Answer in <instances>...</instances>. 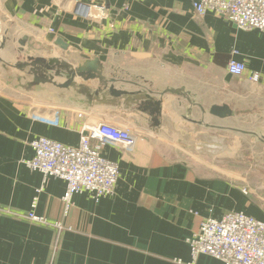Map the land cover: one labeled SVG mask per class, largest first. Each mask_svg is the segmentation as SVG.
I'll list each match as a JSON object with an SVG mask.
<instances>
[{
  "label": "crops",
  "instance_id": "obj_1",
  "mask_svg": "<svg viewBox=\"0 0 264 264\" xmlns=\"http://www.w3.org/2000/svg\"><path fill=\"white\" fill-rule=\"evenodd\" d=\"M80 1L104 6L107 17L76 16L69 0H0V34L12 37L10 49H0V264H177L191 260L187 239L206 217L239 211L264 221V182L244 193L246 180L185 156L190 134H199L190 130L204 129L196 122L232 125L233 117L211 115V106L264 110V33L214 12L197 16L195 0ZM15 50L74 65L98 60L114 80L107 86L161 100L158 121L127 96L89 99L74 88L34 84L1 63L15 62ZM230 58L245 64L243 75L228 74ZM252 72L257 83L248 80ZM74 82L88 92L98 87L97 80ZM100 123L129 130L136 142L131 150L104 143L103 156L119 167L115 193L98 201L77 193L65 212V181L52 176L43 184L22 160L33 156L34 138L76 146L84 125ZM34 196L36 215L60 222V230L24 218ZM197 264L224 263L200 255Z\"/></svg>",
  "mask_w": 264,
  "mask_h": 264
},
{
  "label": "built area",
  "instance_id": "obj_2",
  "mask_svg": "<svg viewBox=\"0 0 264 264\" xmlns=\"http://www.w3.org/2000/svg\"><path fill=\"white\" fill-rule=\"evenodd\" d=\"M73 3L76 16L99 21L107 17L104 6L69 0ZM194 12L203 16L214 12L226 17L243 30L259 29L264 33V0H195ZM94 11V12H93ZM226 70L228 74L241 76L245 64L230 58ZM248 80L257 83L259 73L252 72ZM136 136L127 129L108 123L97 126H83L78 145L71 146L39 136L30 141L33 156L22 160L31 170L42 174L43 184L49 177H58L65 181V191L61 197L65 212L77 193L86 192L98 201L102 197L113 195L119 178L116 162L102 154L104 143H116L131 150ZM43 186L37 189L40 193ZM243 192H249L243 188ZM38 196H34L31 209L24 218L31 222L50 225L60 230V222H50L35 213ZM191 260L183 262L175 259L177 264H197L200 255H207L224 264H264V221L243 212H226L220 218L206 217L197 231L187 239Z\"/></svg>",
  "mask_w": 264,
  "mask_h": 264
},
{
  "label": "rangeland",
  "instance_id": "obj_3",
  "mask_svg": "<svg viewBox=\"0 0 264 264\" xmlns=\"http://www.w3.org/2000/svg\"><path fill=\"white\" fill-rule=\"evenodd\" d=\"M0 72L3 77L6 76L3 71ZM235 112L232 125L214 128L213 131L206 126L203 130L200 126L190 130L194 134L199 130V134H190L192 151L185 156L194 164L204 159L209 165L217 167L215 172L247 181L250 186L245 185V188L255 193L256 187L264 182V110L252 107L245 112ZM230 128L255 132L256 135L242 134Z\"/></svg>",
  "mask_w": 264,
  "mask_h": 264
},
{
  "label": "water",
  "instance_id": "obj_4",
  "mask_svg": "<svg viewBox=\"0 0 264 264\" xmlns=\"http://www.w3.org/2000/svg\"><path fill=\"white\" fill-rule=\"evenodd\" d=\"M11 40V36L6 37L0 34V49H10V46L12 44ZM26 40L27 38L23 36L22 39L18 41V44L20 46H24ZM56 44L59 45L62 50H66L68 48V45L61 39H57ZM19 49V51H22V48ZM11 52H13V50H11ZM17 52L18 51L16 50L14 51L16 55L15 62L9 63L1 60V63L6 67H10L19 71H25L26 76L32 78L34 84L50 83L59 88H74L79 91L85 92L86 96L89 99L99 100L100 98H104L108 95H111L114 98L119 97L120 95L127 96L128 98H130V101L137 104L138 110L148 113L152 117V121H158L157 117L161 113V100L154 99L153 97H151L149 92L128 93L126 91L115 89L113 85L107 86L108 82L112 83L114 80L105 78L102 73V67L98 60L85 61L80 64L74 65L72 62H68L62 57L56 58L50 56L46 59L40 56L34 57L31 55H19L17 54ZM57 77L64 78V81L62 83L57 82L55 80V78ZM76 77L81 78L83 82H88L89 80H97L98 87L88 92L87 88L83 84L77 85L74 82ZM174 93L179 94V91H175ZM162 94H165V92L160 93V95ZM188 101L190 104H192V101L190 99ZM209 113L218 118L233 117L236 115V112L228 104L213 105L209 109ZM196 123L206 127L221 128L203 123L202 121H198ZM230 129H234L235 131L242 134L256 135L255 132L251 131H245L235 128Z\"/></svg>",
  "mask_w": 264,
  "mask_h": 264
}]
</instances>
